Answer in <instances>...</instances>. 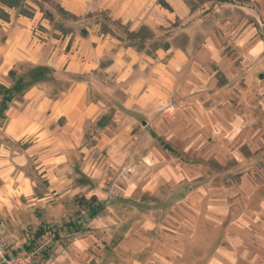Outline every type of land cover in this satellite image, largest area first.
<instances>
[{"label":"rangeland","instance_id":"obj_1","mask_svg":"<svg viewBox=\"0 0 264 264\" xmlns=\"http://www.w3.org/2000/svg\"><path fill=\"white\" fill-rule=\"evenodd\" d=\"M21 1L30 17L3 8L8 20L0 19V84L6 88L13 70L25 86L48 95L67 91L79 78L40 74L43 65L15 60L28 54L35 61L44 43L54 45L60 36L105 24L128 43V25L105 21L107 12L96 4L78 16L60 0ZM184 2L191 21L147 27L152 38L140 52L155 57L164 46L185 52L171 98L124 133L127 120L110 108L107 130L97 134L91 125L82 145L65 152L58 171L63 180L43 179L37 155L16 167L18 178L31 181L27 187L4 176L10 184L0 195V241L8 255L28 256L32 264H264V11L250 0ZM12 16L25 23L6 49ZM100 77L89 87V101L109 107L102 91L114 88ZM21 96L9 106L11 114ZM3 124L0 150L24 154L35 132L11 141ZM107 138L114 139L109 149Z\"/></svg>","mask_w":264,"mask_h":264},{"label":"crops","instance_id":"obj_2","mask_svg":"<svg viewBox=\"0 0 264 264\" xmlns=\"http://www.w3.org/2000/svg\"><path fill=\"white\" fill-rule=\"evenodd\" d=\"M250 1L259 4L264 11V0ZM60 3L78 16L96 4V8L107 12L110 20L128 25L131 32H137L141 26L153 31L169 26L170 22L191 21V11L184 0H96V3L93 0H60ZM20 23L24 24L25 19L12 16L10 23L6 24L4 48H10L12 32L19 28ZM85 29L87 34L83 37L60 36L53 40L54 45L44 43L45 47L40 55H35V61L32 59L34 56L21 53V57L15 59L32 61L50 68L55 74L63 72L81 80L77 79L67 91L53 95L30 87L22 94L21 102L15 101L19 108L13 106L12 114L6 111L5 119L0 120L4 123L3 137L11 141H26L31 132L35 134H32L31 145L24 154L15 152L13 157L10 151L0 150V195L4 194L6 184H10L5 181L7 174L12 184L24 183L27 187L31 182L15 174L17 166L26 165L27 157L37 155L36 169L46 181L63 180L58 171L65 161L64 154L82 145L88 127L94 125L97 134L107 130L115 111L128 122L119 132L124 133L139 118L150 113L153 106L163 104L175 94V75L186 59L182 49L169 47L165 51L157 50L155 57H151L114 37L101 34L98 25ZM99 76L119 90L115 92L108 86L103 88L104 99L111 103L109 107L101 99L89 101V87L100 84L96 79ZM118 136L115 138L119 139ZM103 142L109 149L114 139L107 138ZM89 204L88 208H91Z\"/></svg>","mask_w":264,"mask_h":264},{"label":"trees","instance_id":"obj_3","mask_svg":"<svg viewBox=\"0 0 264 264\" xmlns=\"http://www.w3.org/2000/svg\"><path fill=\"white\" fill-rule=\"evenodd\" d=\"M217 2L220 3H225L227 1H231V0H216ZM162 4V3H161ZM58 10L65 15V17H69L72 20H79V17L74 16L71 13H67L64 9H62L60 6H57ZM3 8L6 9H14L18 12L19 15L25 17V16H29V14H27L26 11H23L22 8V1L21 0H0V19L7 21L8 20V15L6 14L5 11H3ZM45 18H47L49 20V22L52 21V15L49 12H45ZM105 21H109V22H113L114 24L118 25L119 27H126L124 26L121 22L119 21H115V20H110L107 16L104 17ZM69 33V32H68ZM68 33L64 32L62 33L63 35H67ZM100 33L103 35H108L110 37H115L117 40L121 41L122 43L124 42L119 36H115L114 32L109 29L105 24H100ZM87 34L86 29L83 28L80 31V36L83 37ZM124 35L126 36V39L128 41L127 46H130L132 48H134L135 50H137L138 52H141V50L143 49L144 43L146 40H149L152 38V35H150V30L146 27V26H141L140 29L137 32H131L129 31V29H126V32L124 33ZM158 48V47H157ZM156 48V49H157ZM162 49L164 50H168V46H164ZM42 71L40 72V74L44 71V69L48 70L49 72H51L53 75H55V72L53 70H51L48 67H42ZM8 76L12 79L13 81V85L10 88H6L5 86L0 84V120H4L5 119V113L8 110L9 106L13 103V101L15 100L16 96L19 94H23L25 91H27V89H29L31 86H25L24 82L22 81V77H15V72L12 70L9 72ZM15 77V79H14ZM81 80V79H78ZM164 150H169L168 146L164 145ZM94 197H92L90 199V201H94ZM83 203H87V201L83 198L80 199ZM90 203V202H89ZM88 203V204H89ZM90 205V204H89ZM90 209H92L91 211H93V213H91V215L93 216L94 214H96V209L91 207ZM71 227H73V225H70ZM75 228L80 229L79 225H74ZM43 232L40 230L36 233V236H42Z\"/></svg>","mask_w":264,"mask_h":264},{"label":"built area","instance_id":"obj_4","mask_svg":"<svg viewBox=\"0 0 264 264\" xmlns=\"http://www.w3.org/2000/svg\"><path fill=\"white\" fill-rule=\"evenodd\" d=\"M6 244L0 241V264H32L28 256H11L6 253Z\"/></svg>","mask_w":264,"mask_h":264},{"label":"water","instance_id":"obj_5","mask_svg":"<svg viewBox=\"0 0 264 264\" xmlns=\"http://www.w3.org/2000/svg\"><path fill=\"white\" fill-rule=\"evenodd\" d=\"M145 124V123H144Z\"/></svg>","mask_w":264,"mask_h":264}]
</instances>
